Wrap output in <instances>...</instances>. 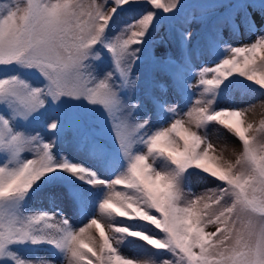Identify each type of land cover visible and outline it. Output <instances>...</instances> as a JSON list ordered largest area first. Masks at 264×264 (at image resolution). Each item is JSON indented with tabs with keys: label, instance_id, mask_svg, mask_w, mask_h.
<instances>
[{
	"label": "snow or ice",
	"instance_id": "1",
	"mask_svg": "<svg viewBox=\"0 0 264 264\" xmlns=\"http://www.w3.org/2000/svg\"><path fill=\"white\" fill-rule=\"evenodd\" d=\"M236 92L264 97V0H0V264H264V119Z\"/></svg>",
	"mask_w": 264,
	"mask_h": 264
},
{
	"label": "rangeland",
	"instance_id": "2",
	"mask_svg": "<svg viewBox=\"0 0 264 264\" xmlns=\"http://www.w3.org/2000/svg\"><path fill=\"white\" fill-rule=\"evenodd\" d=\"M84 2L87 3L88 0H84ZM257 19H259V17H257ZM198 28H200V25L197 23H194L191 26L190 30L193 32H196ZM235 39L241 40V42L244 44H247L249 42V37L246 33L243 35H238L237 37H235ZM193 42L195 43V40ZM167 47L170 48L171 55L178 54L177 45L174 41L171 42ZM144 71L145 69L142 67L141 73H143ZM228 100L229 102H231L232 100H235L238 103H243L244 106L253 105L254 107H252L249 111V117H252L253 118L252 120L256 121L257 124L262 119H264V105L261 104V101L264 100V97L254 96V97L241 98L240 94L236 92L233 94L232 97H229ZM208 132H209V138L211 142L213 143V145L216 147L218 151L221 149H225V148H226V151H229V150L233 151V149H239L240 147L239 142L233 136L229 135L226 131L221 129L218 125H215V124L211 125L208 128ZM206 183L207 182L202 181L196 177H193L191 181L193 191L199 194L201 191L204 190ZM208 186H211V185L208 184ZM32 206L42 207L44 206V202L43 203H33ZM105 230L107 231L108 235H112V232L108 231L107 228ZM214 230H215L214 226H211V225L206 229V231H214ZM89 231L96 237V239H99V233L96 231L95 226H93V228L90 229ZM121 251H122V254H124L125 256L132 258L134 256L143 255L145 250L139 244H130L127 247H122ZM25 255L27 256L39 255V256L47 257L49 259L53 258L51 257L50 253H48L47 251H41L36 254L25 253Z\"/></svg>",
	"mask_w": 264,
	"mask_h": 264
},
{
	"label": "bare ground",
	"instance_id": "3",
	"mask_svg": "<svg viewBox=\"0 0 264 264\" xmlns=\"http://www.w3.org/2000/svg\"><path fill=\"white\" fill-rule=\"evenodd\" d=\"M250 120H252L253 118L252 117H249ZM232 153V151H226V155H230Z\"/></svg>",
	"mask_w": 264,
	"mask_h": 264
},
{
	"label": "trees",
	"instance_id": "4",
	"mask_svg": "<svg viewBox=\"0 0 264 264\" xmlns=\"http://www.w3.org/2000/svg\"><path fill=\"white\" fill-rule=\"evenodd\" d=\"M33 203H43V201L41 200V199H37V200H35Z\"/></svg>",
	"mask_w": 264,
	"mask_h": 264
}]
</instances>
